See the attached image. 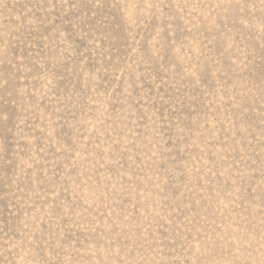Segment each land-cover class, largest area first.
I'll return each mask as SVG.
<instances>
[{
	"label": "rangeland",
	"instance_id": "rangeland-1",
	"mask_svg": "<svg viewBox=\"0 0 264 264\" xmlns=\"http://www.w3.org/2000/svg\"><path fill=\"white\" fill-rule=\"evenodd\" d=\"M0 264H264V0H0Z\"/></svg>",
	"mask_w": 264,
	"mask_h": 264
}]
</instances>
